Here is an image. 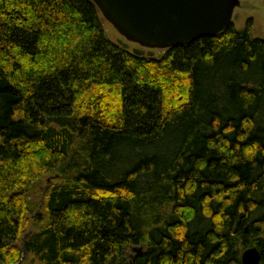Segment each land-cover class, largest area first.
Segmentation results:
<instances>
[{
	"label": "trees",
	"instance_id": "trees-1",
	"mask_svg": "<svg viewBox=\"0 0 264 264\" xmlns=\"http://www.w3.org/2000/svg\"><path fill=\"white\" fill-rule=\"evenodd\" d=\"M101 18L0 0V264H264L253 20L156 59Z\"/></svg>",
	"mask_w": 264,
	"mask_h": 264
},
{
	"label": "water",
	"instance_id": "water-1",
	"mask_svg": "<svg viewBox=\"0 0 264 264\" xmlns=\"http://www.w3.org/2000/svg\"><path fill=\"white\" fill-rule=\"evenodd\" d=\"M91 1L127 41L163 51L220 35L233 25L234 12L241 5L240 0ZM261 262L262 254L256 247L241 255V264Z\"/></svg>",
	"mask_w": 264,
	"mask_h": 264
},
{
	"label": "rangeland",
	"instance_id": "rangeland-1",
	"mask_svg": "<svg viewBox=\"0 0 264 264\" xmlns=\"http://www.w3.org/2000/svg\"><path fill=\"white\" fill-rule=\"evenodd\" d=\"M241 5L236 8L233 16V25L237 30L245 29L247 22L252 19V37L264 39V0H240ZM102 17V15H101ZM101 22L104 28V31L111 42L114 44L123 47L130 53L140 54L145 57L151 58H161L166 51L157 50V49H146L138 44L131 43L122 37L116 29L107 22L103 17ZM138 246L136 249H140ZM129 256L134 259L135 253L130 252Z\"/></svg>",
	"mask_w": 264,
	"mask_h": 264
}]
</instances>
